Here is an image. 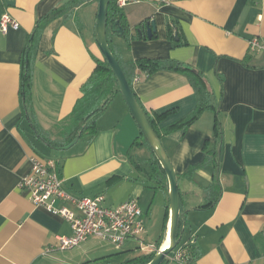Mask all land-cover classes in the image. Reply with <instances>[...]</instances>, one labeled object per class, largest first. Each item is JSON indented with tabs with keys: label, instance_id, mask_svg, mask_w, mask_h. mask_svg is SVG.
Wrapping results in <instances>:
<instances>
[{
	"label": "crops",
	"instance_id": "obj_1",
	"mask_svg": "<svg viewBox=\"0 0 264 264\" xmlns=\"http://www.w3.org/2000/svg\"><path fill=\"white\" fill-rule=\"evenodd\" d=\"M67 1L0 0V15L7 13L19 24L18 29L0 34V264H123L137 257L133 244L138 240L115 247L97 237L72 250L43 255L45 247L56 245L58 237L70 236L71 229L60 216L35 207L18 190L20 179L30 170L31 156L54 160L63 189L76 198L102 196L106 207L135 199L143 214V234L152 228L153 209L148 205L155 189L129 161V154L147 159L150 152L144 147L130 149L139 129L120 94L97 118L94 137H83L66 149L46 145L23 115L20 64L28 36L37 20ZM131 1L122 10L133 39L129 44L113 39L122 61L158 59L193 67L203 74L218 104V143L211 111L187 129L161 134L179 177L182 264H264V53L248 46L252 38L264 40V0ZM97 12L98 2L92 1L76 8L65 21L53 20L43 32L31 79V104L43 131L53 133L71 114L93 72V59L102 60L94 37ZM145 20L155 24L152 39L135 37L136 26ZM167 22L174 25L177 41L167 37ZM132 88L150 113L175 109L158 124L160 130L196 104L186 77L176 72L146 75L137 70ZM215 149L217 168L207 164L190 177L182 176ZM215 171L218 201L197 210L206 203L204 189L214 182ZM190 194L195 197L192 202ZM58 205L72 208L67 203ZM168 220L167 205L162 234ZM165 261L179 264L171 257Z\"/></svg>",
	"mask_w": 264,
	"mask_h": 264
},
{
	"label": "trees",
	"instance_id": "obj_2",
	"mask_svg": "<svg viewBox=\"0 0 264 264\" xmlns=\"http://www.w3.org/2000/svg\"><path fill=\"white\" fill-rule=\"evenodd\" d=\"M92 1L98 2V0H69L61 6L52 9L47 15L37 20L33 31L28 36L25 48L22 52L19 95L21 97L23 115L31 126L33 133L50 147L66 149L71 147L76 141L83 137H87L89 140L93 138L97 132L95 128L97 118L106 110L115 96L119 94L117 82L110 71L106 60L103 57L102 60L94 58L95 67L93 72L87 81L82 85L80 89L81 95L76 101L71 114L67 118L60 121L53 128V133L41 130L35 121L34 111L31 104V79L34 58L36 56L38 44L43 32L47 25L53 20L62 18L65 21L72 16L76 8L86 6ZM148 23L149 21L145 20L136 26L137 35L135 37L143 40L149 39L145 34V28ZM173 27L174 25L172 23L167 22V37L171 40L174 39L177 41V34L175 33ZM153 37H155V33L150 39ZM114 38H120L127 44H129L133 39L130 35V29L122 8H118L116 0H108L106 8L107 44L111 53L117 60L133 94L135 95L132 85L135 79V72L137 70L145 72L146 75H151L158 71H172L179 73L186 77L188 84L193 91L196 101L195 107L180 119L162 127L161 130L158 129V124L168 115L173 114L175 109H171L160 114L155 113L154 111L150 113L144 109L135 95L139 105L146 114L151 127L159 139L161 140V134L168 135L180 129H187L194 124L205 111H211L214 114L213 134L218 143L221 138V129L218 119V104L216 103L214 93L210 89L203 74L193 67L174 61L138 59L123 62L119 54V47L113 42ZM51 135L55 136L54 140L50 139ZM143 147L150 152V157L147 159H140L129 154V161L132 163L136 172L143 177L145 182L151 186L152 189H162L167 192V179L164 170L139 131V136L131 143L130 149H140ZM217 155L218 151H216V149L212 152H208L201 164L189 167V169L182 176L190 177L194 170L207 164H212L215 168H217ZM216 174L217 172L215 171L214 182L204 189L207 199L206 203L202 206H197L195 209H208L217 203L220 187ZM178 178L179 177L177 175V179ZM183 214L184 212L181 210L180 203L179 223L176 235L179 243L184 230ZM166 225L164 227L165 233ZM165 233L159 237L154 245L155 252L137 256L123 264H148L154 257L157 250L161 247L162 242L165 239ZM171 254L172 253H170V255Z\"/></svg>",
	"mask_w": 264,
	"mask_h": 264
},
{
	"label": "built area",
	"instance_id": "obj_3",
	"mask_svg": "<svg viewBox=\"0 0 264 264\" xmlns=\"http://www.w3.org/2000/svg\"><path fill=\"white\" fill-rule=\"evenodd\" d=\"M131 2L116 0V5L123 8ZM18 27V22L7 13L0 15V34H6L9 29L16 30ZM248 46L251 51L264 53V40L252 38L248 41ZM29 162L30 170L20 179L18 190L35 207L60 216L71 229L70 236L58 237L56 245L45 247L43 255L72 250L89 237H97L115 247H121L125 241L138 240L144 233L143 214L135 199H129L116 207H106L103 205L102 196L76 198L63 189L54 160L31 156ZM60 203H67L72 208L58 205ZM149 248L154 249L153 246ZM169 257L182 264L184 250H174Z\"/></svg>",
	"mask_w": 264,
	"mask_h": 264
},
{
	"label": "water",
	"instance_id": "obj_4",
	"mask_svg": "<svg viewBox=\"0 0 264 264\" xmlns=\"http://www.w3.org/2000/svg\"><path fill=\"white\" fill-rule=\"evenodd\" d=\"M108 0H98V12L95 18L94 25V37L95 43L102 55L106 60L110 71L112 72L119 89V94L122 97L125 105L127 106L130 115L132 116L135 124L137 125L142 137L144 138L146 144L154 154L155 158L158 160L160 166L164 170L167 179V194L169 201V220L167 231L165 234V239H168V245L163 247V242L161 247L157 250L154 257L148 264H162L164 260L169 257L176 247L179 241L176 238L177 228L179 223L180 214V196L178 190V179L177 175L173 170L171 162L162 146L161 140L154 132L151 127L149 120L139 105L135 95L131 91L123 72L111 53L107 40H106V8ZM155 33V24L150 21L146 28L145 34L147 38Z\"/></svg>",
	"mask_w": 264,
	"mask_h": 264
},
{
	"label": "rangeland",
	"instance_id": "obj_5",
	"mask_svg": "<svg viewBox=\"0 0 264 264\" xmlns=\"http://www.w3.org/2000/svg\"><path fill=\"white\" fill-rule=\"evenodd\" d=\"M205 195H206V193H205ZM194 198H195L194 194L189 195V200L191 202L194 200ZM140 203H141V205H140L141 208H145V207H143V206H145L143 203V200H141ZM150 204H151V207L153 209V211H152L153 214H152V218H151L152 219V228L150 229V231L147 232V235H145V234L140 235L138 237L139 238L138 241H135V243L133 244L135 246V250L138 251L137 256L145 255L146 253H150L147 251L155 252V249L149 248V246H150V244L155 245L157 240L159 239V237L162 234L163 215L165 213V206H167L169 204L167 192H165L162 189L152 190V196H151V199L149 200V205L147 203L148 208H149ZM140 247H144L146 250L145 251H139ZM179 249H180V245H178L175 250L178 251ZM167 258H169V257H167ZM163 264H166V261Z\"/></svg>",
	"mask_w": 264,
	"mask_h": 264
},
{
	"label": "bare ground",
	"instance_id": "obj_6",
	"mask_svg": "<svg viewBox=\"0 0 264 264\" xmlns=\"http://www.w3.org/2000/svg\"><path fill=\"white\" fill-rule=\"evenodd\" d=\"M168 245V239H165V241L163 242V247H166Z\"/></svg>",
	"mask_w": 264,
	"mask_h": 264
}]
</instances>
